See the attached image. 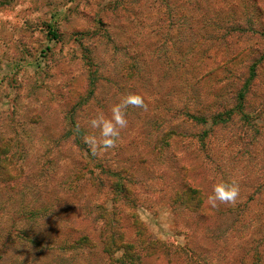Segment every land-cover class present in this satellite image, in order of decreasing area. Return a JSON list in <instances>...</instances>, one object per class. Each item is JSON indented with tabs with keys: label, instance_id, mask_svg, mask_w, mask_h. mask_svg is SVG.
Masks as SVG:
<instances>
[{
	"label": "rangeland",
	"instance_id": "374dc122",
	"mask_svg": "<svg viewBox=\"0 0 264 264\" xmlns=\"http://www.w3.org/2000/svg\"><path fill=\"white\" fill-rule=\"evenodd\" d=\"M241 1H229L235 14ZM161 6L0 0V138L15 154L3 163L0 150V264H264L263 119L249 126L235 114L212 126L188 117L211 116L222 102L233 108L248 75L246 47L236 48L243 55L233 64L213 52L201 61L198 9L188 13L190 41L173 39L181 37L176 27L163 44L153 33L163 27ZM52 27L61 42L51 40ZM124 52L139 66L131 69ZM229 69L242 77L227 86ZM128 93L142 95L147 108L128 109L116 148L93 156L72 141L77 116L86 126ZM220 180L238 183L240 196L211 208L206 197ZM116 224L136 244L130 252L118 247ZM76 241L84 246L71 249Z\"/></svg>",
	"mask_w": 264,
	"mask_h": 264
},
{
	"label": "trees",
	"instance_id": "16d2710c",
	"mask_svg": "<svg viewBox=\"0 0 264 264\" xmlns=\"http://www.w3.org/2000/svg\"><path fill=\"white\" fill-rule=\"evenodd\" d=\"M161 7L163 8V12H159L160 21L157 24L163 23V27L159 28V32L156 33L155 29L153 33H155L156 37H163V44L165 43L166 37H169L168 34L170 32H174L173 29L177 27L176 30L181 29V37L175 38L177 42L180 41H190L189 38L193 37L190 33L193 32V26L190 23L189 14L190 10H201V14L199 15L201 19H203L202 24L204 25L203 30L197 34V42L200 39H203L204 46H202V50L197 53L201 61L206 60V58L212 53V55L219 57V55L223 54L226 58H228V64H233L238 60L239 57L243 55L242 51H237L236 48L239 46L246 47L247 61L249 62L248 67V75H244L243 84L238 90L236 94V100L233 108L225 109L224 102L218 105V110H215L211 116L205 113L197 114L191 113L188 114V117L192 119L191 121L201 122L202 124H208L211 122L212 126H216L221 123H230L234 121V115H241L243 122L247 123L249 126H253L255 121H259L263 119L264 121V0H242L241 5L239 6L242 10L241 14H235V4H229L230 0H157ZM239 10V9H238ZM231 12V13H229ZM234 14H233V13ZM184 23L185 26L180 28V25ZM48 35L51 37V40L61 42L63 40L62 32H58L55 28H49ZM84 37V35H83ZM255 41L256 44L251 46V48H247V41ZM246 43V44H245ZM158 48H156L157 50ZM194 47L189 48L190 52H194ZM183 54V51H182ZM190 55V54H188ZM124 56L128 59L132 60V64L130 66L133 69L135 62L138 61V57L135 54H131L129 52H124ZM88 57V56H87ZM91 60L92 58L89 57ZM230 61V62H229ZM168 70L174 66L175 59L168 60ZM139 66V61H138ZM227 67V66H226ZM246 67V66H244ZM247 68V67H246ZM173 69V68H172ZM242 71H233V70H225V80L227 81V86L231 82L237 80L240 81L242 77L239 74ZM244 73V72H243ZM240 75V76H239ZM225 80L223 82H225ZM226 88V87H225ZM224 89V87H223ZM259 96V101H253L254 112L252 114L248 113L246 110V105H250V101L254 95ZM256 99V98H255ZM81 117L77 116V120L73 127V133L76 135L73 137L72 141L77 143L78 145L82 144L83 136L88 135L90 132V128H88V124L85 126L84 124L80 125ZM249 140L248 134H245ZM245 135H238L237 139L239 141L245 140ZM5 137L0 138V150L3 149V163H14L13 157L14 153L9 156V151L6 150V145L8 142H5ZM246 144V143H245ZM2 153V152H1ZM2 167L0 166V169ZM6 169L3 170V172ZM9 179V178H8ZM120 189L122 193H127L128 188L121 184ZM191 193H197L201 198H204V195L201 190L190 188L186 190ZM185 193V192H184ZM182 195V194H179ZM249 199V198H248ZM251 200V198L249 199ZM117 225V224H116ZM117 234L120 236V249H125L128 252L131 249L136 247V244L125 242V233L122 230L120 224L117 225L116 228ZM104 233L101 232V236L103 237ZM81 242V241H79ZM74 242L71 246V249H79L84 245L83 243ZM107 242H104V244ZM106 245L104 248L106 249ZM143 247V246H142ZM147 247V246H144ZM107 250V249H106ZM109 255L112 256V251H107ZM134 256L137 253H132ZM142 255L138 256V259ZM130 258V255L128 256Z\"/></svg>",
	"mask_w": 264,
	"mask_h": 264
},
{
	"label": "clouds",
	"instance_id": "9594fccd",
	"mask_svg": "<svg viewBox=\"0 0 264 264\" xmlns=\"http://www.w3.org/2000/svg\"><path fill=\"white\" fill-rule=\"evenodd\" d=\"M33 106L37 105L34 104ZM130 107L146 110L145 98L140 94L128 93L110 105L108 114L98 111L90 118L88 124L94 132L85 135L83 140L93 156L118 146L122 130L129 125L127 117ZM96 132L98 135L95 134ZM239 196L240 187L238 183L220 180L212 185L205 203L211 208H218L221 205H235Z\"/></svg>",
	"mask_w": 264,
	"mask_h": 264
}]
</instances>
